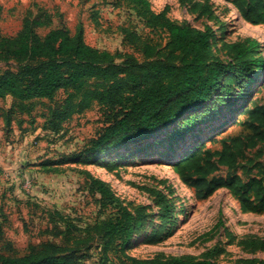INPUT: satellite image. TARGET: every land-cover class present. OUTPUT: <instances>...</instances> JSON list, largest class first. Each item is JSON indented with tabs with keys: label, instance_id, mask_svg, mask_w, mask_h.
<instances>
[{
	"label": "rangeland",
	"instance_id": "rangeland-1",
	"mask_svg": "<svg viewBox=\"0 0 264 264\" xmlns=\"http://www.w3.org/2000/svg\"><path fill=\"white\" fill-rule=\"evenodd\" d=\"M204 1H208L211 7L210 15H200L194 10L196 3ZM231 1L152 0V6L156 12L167 9V15L175 22L198 29L210 27L216 35L213 48L215 58L234 61L225 43L253 39L259 42L258 57L264 60V24L246 21L236 9L237 17L233 15ZM38 6L52 12L54 27L64 23L73 34L82 32L90 45L121 53L119 61L131 56L140 61L144 59L136 44L126 42L130 32L148 35L160 43L167 38L164 31L146 28L132 8L118 5L115 0H0L1 32L6 36H16L23 28L24 18L33 16ZM48 30L37 31L44 36ZM10 70L17 71L18 63L0 58V74ZM263 72L262 67L255 65L252 82L247 76L237 79L229 92L223 90L220 95L213 97L199 110L207 109L202 122L183 136L172 137L170 134L179 129L185 117L197 112H191L149 139L111 148L91 159L85 158L83 162L74 158L73 163L66 165L67 172L51 182L38 178V167H31L33 162L21 160L18 166L28 163L29 171L20 177L21 192L15 194L10 189L5 192L6 199L11 200L9 204L16 197L26 202L20 200V204H12V212L11 208L8 209L12 220L4 224L5 237L0 238V253L13 256L9 242L20 254L25 253L29 245L44 243L38 237L39 229H56L55 222H48L49 209L52 214L60 212L65 216L68 219L66 223L57 216L56 219L60 220V225L67 224L70 229H92L97 221L108 218L113 211L111 207L101 211L95 196L88 192V172L104 180L125 204L143 208L144 224L134 233L126 249L131 257L150 260L189 256L210 258L217 264H245L251 259L264 260V250L254 249L249 244L250 240L264 239V212L243 211L240 196L230 188L222 187L206 195L203 189L195 186L202 172H183L179 167L184 157L198 152L204 157L210 153L213 160L217 161V153L222 151L229 139L235 137H242L249 145L254 135L249 127L253 116L250 110L264 105V84L258 85ZM68 92L60 90L53 99L34 100L31 117H37L40 123H45L46 119L52 117L51 109L60 107ZM220 97H224V101ZM13 101L11 96L3 100L4 105H12ZM102 120L100 107L94 105L64 122L58 133L50 131L51 136L46 141L37 138L41 154L33 151L38 154L33 159L42 158L40 164L36 163L41 171L43 161L58 160L63 155L81 151L104 126ZM3 133L6 137V130ZM15 133L12 129L8 135L11 136L8 140L12 144L18 142L16 138L13 139ZM35 145L34 141L32 146ZM1 148L2 144L0 152ZM14 149L16 146H12L11 150ZM230 172L240 175L244 181L253 177L264 181V139L257 140L256 146L245 147L235 168L220 165L208 178L223 177ZM3 174L6 179V173ZM159 197L167 203V212L159 204ZM22 229L25 231L22 232ZM81 233H75L81 240L74 248L79 251L90 245L92 247L84 252L85 257L78 264H123L113 253L109 254L108 260L101 258L91 236Z\"/></svg>",
	"mask_w": 264,
	"mask_h": 264
},
{
	"label": "trees",
	"instance_id": "trees-1",
	"mask_svg": "<svg viewBox=\"0 0 264 264\" xmlns=\"http://www.w3.org/2000/svg\"><path fill=\"white\" fill-rule=\"evenodd\" d=\"M115 2L132 8L146 28L167 33L162 43L138 32L128 34L126 42L137 45L144 58L142 61L133 56L119 61L121 53L90 45L82 32L73 34L64 23L54 27V15L42 6L37 7L33 16L24 18L23 28L16 36H6L0 30V58L18 63L17 71L0 74V98L10 95L14 100L6 113L7 120L17 112L30 115L34 100L53 99L60 90L69 92L60 107L51 109L52 117L46 119L45 129L56 134L64 122L94 105L100 107L103 116L104 126L81 151L63 155L58 160L43 161V172L61 173L64 165L73 163L74 158L83 162L111 148L149 139L191 112H197L185 117L179 129L170 134L183 136L202 122L207 109L199 110L213 97L223 90L229 92L237 79L247 76L252 82L255 65L264 69V60L258 57L257 40L225 43L234 61H224L213 56L216 35L210 27L198 29L175 22L167 15V9L154 11L152 0ZM231 2L240 17L253 24H264V0ZM194 7L200 15L212 12L208 1L196 3ZM38 29L49 30L41 36ZM260 84H264V72L258 81ZM220 98L224 101V97ZM250 112L253 116L249 127L254 135L249 145L242 137H235L217 153V161L210 153L204 157L198 152L184 157L179 167L183 172H202L195 186L203 189L206 195L222 187L230 188L240 196L243 211L264 212V181L261 178L244 181L232 172L208 178L220 165L235 168L243 149L256 146L257 140L264 139V105ZM86 176L90 180L89 194L95 196L101 211L111 207L110 216L97 221L92 229H70L67 224L59 223L62 219L65 223L68 221L65 216L60 212L52 214L49 209L50 222L56 224L52 232L63 242L29 245L23 254L9 242L14 254L9 257L0 253V264H78L91 246L79 251L74 248L81 240L76 234L81 232L91 236L101 258L106 260L113 253L123 264H217L210 258L189 256L150 260L131 257L126 249L134 233L144 224L143 208L125 204L104 180L88 172ZM160 198L159 204L167 212L168 205ZM4 228V222L0 221V238L5 237ZM249 244L254 249L264 250V239H253ZM245 264H264V260L251 259Z\"/></svg>",
	"mask_w": 264,
	"mask_h": 264
},
{
	"label": "crops",
	"instance_id": "crops-1",
	"mask_svg": "<svg viewBox=\"0 0 264 264\" xmlns=\"http://www.w3.org/2000/svg\"><path fill=\"white\" fill-rule=\"evenodd\" d=\"M9 96L10 95H8L7 97ZM3 100L4 98H0V144H2V148H1L2 152H0V193L2 192L0 196V221L6 224V221L12 220L10 217V212H7L8 209L10 210L11 208L12 210L10 211L12 212L14 210L12 207L13 205L16 204L18 205V203L20 204V200L23 201L24 203L26 202L25 199L21 197H16L17 199L14 200L15 203L13 202L9 204L11 200L8 198L6 199L7 192H5L7 191V189H10L9 191H12L15 194L16 193L20 194L21 192L20 184L22 182L20 177L24 172H29L27 171L28 163H21V166H18V163L22 162L21 160H30L29 163L33 162L34 165L33 166L31 165V167H35V168L38 167V169H36L37 170L36 173L37 175H39L38 178H40L41 181L45 180L47 182H51L57 176L66 173L67 172L66 165L68 164L64 165L65 170L61 173H46L41 171V169L36 163L41 162L42 158L37 157L33 159V157L37 154V153L36 154L33 153V151L39 152L38 142L36 140L37 138L39 139L43 138V140L46 141V138L51 136V134H49L50 130L45 129L44 123H40L41 120H39V118L31 117V115L28 114L18 113L15 116L13 115L10 120L9 119L7 120L6 113L10 109L11 104L4 105ZM3 128L4 130H6V137L3 133L4 132ZM12 129L16 131V133L13 136V139L16 138V140L18 141V142H13V144L11 143V141L8 140V138L11 137L8 135L12 131ZM34 141L35 144L37 145L33 147L32 143ZM12 146H16V150L15 149L11 150ZM38 154L41 153L39 152ZM30 171L32 172V170ZM3 172L6 173L7 176L6 179L4 178ZM16 210H18L17 207ZM47 218H48V222L51 224L49 215H47ZM24 231L25 229H22V232ZM38 233H39L38 237H40L44 242L47 241H54L58 243L63 242L61 237L56 236L52 232V229H42V230L39 229Z\"/></svg>",
	"mask_w": 264,
	"mask_h": 264
},
{
	"label": "bare ground",
	"instance_id": "bare-ground-1",
	"mask_svg": "<svg viewBox=\"0 0 264 264\" xmlns=\"http://www.w3.org/2000/svg\"><path fill=\"white\" fill-rule=\"evenodd\" d=\"M232 11H233V15H235L237 17L236 12H235V8Z\"/></svg>",
	"mask_w": 264,
	"mask_h": 264
}]
</instances>
